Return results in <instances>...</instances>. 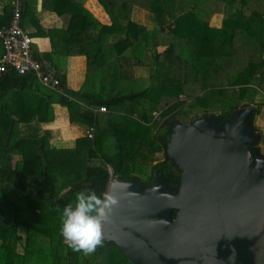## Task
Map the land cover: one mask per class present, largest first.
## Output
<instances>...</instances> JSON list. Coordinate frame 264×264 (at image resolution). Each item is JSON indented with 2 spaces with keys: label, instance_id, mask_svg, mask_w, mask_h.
Returning a JSON list of instances; mask_svg holds the SVG:
<instances>
[{
  "label": "trees",
  "instance_id": "trees-1",
  "mask_svg": "<svg viewBox=\"0 0 264 264\" xmlns=\"http://www.w3.org/2000/svg\"><path fill=\"white\" fill-rule=\"evenodd\" d=\"M97 1L111 25L103 27L94 42L88 37L94 18L75 0H41V8L59 17L68 14L62 40L65 51L60 55L84 56L88 72L94 69L89 76L101 78L107 73L108 89L68 90L58 68L48 70L52 79L59 80L57 90L14 72L0 80V264H133L115 243L105 239L90 255L69 249L59 234L63 207L86 188L97 194L107 192L112 178L135 181L144 192L155 182L157 171L176 193L180 173L167 155L171 125L209 117L222 124L245 106L250 110V128L254 135L258 133L255 123L264 104L255 103L253 93L264 94V8H260L264 0ZM62 3L69 9H63ZM36 5L37 0H22V25L36 12ZM210 5L224 14L218 29L208 24ZM133 6L150 13L157 27L148 31L132 23ZM115 29L126 30L127 36L113 45L117 53H112L102 42L105 32ZM142 33L153 45L141 50L153 53L161 42L168 48L161 54L163 61L153 53V65L140 86L122 70L119 58L129 49L134 64H143L142 54L137 55ZM177 35L178 55L173 51ZM34 56L42 60L50 55ZM4 97L9 99L6 106L2 105ZM54 100L66 108L71 124L86 129L94 125V136L78 137L65 149L44 143L41 136H17L21 126L53 121ZM101 106L106 113L94 111ZM153 111L159 114L154 116ZM260 141L250 150L264 159ZM157 155L161 156L158 161ZM67 176L72 178L68 184L62 179Z\"/></svg>",
  "mask_w": 264,
  "mask_h": 264
},
{
  "label": "water",
  "instance_id": "water-1",
  "mask_svg": "<svg viewBox=\"0 0 264 264\" xmlns=\"http://www.w3.org/2000/svg\"><path fill=\"white\" fill-rule=\"evenodd\" d=\"M249 113L242 106L222 124L209 117L171 125L167 155L179 169L178 191L159 171L144 192L135 181L112 180L107 193L119 204L104 239L133 264H264V159L250 150L259 135Z\"/></svg>",
  "mask_w": 264,
  "mask_h": 264
},
{
  "label": "crops",
  "instance_id": "crops-1",
  "mask_svg": "<svg viewBox=\"0 0 264 264\" xmlns=\"http://www.w3.org/2000/svg\"><path fill=\"white\" fill-rule=\"evenodd\" d=\"M75 1L78 4H80L83 9L87 10L94 18V22L92 23V26L88 31V37H89L90 42H94L99 38V35L103 27H106L107 29L110 27L111 19L106 14V12L103 10V8L100 6L97 0H75ZM10 3H11V0H0V12H2V14L0 15V19L2 23H8L10 19L11 15L9 16V14H12ZM21 4H22V0H21ZM61 7L63 9L64 8L69 9L67 3H62ZM209 11L211 12L210 13L211 15L208 21L209 26L216 28V29L220 28L222 25L224 14L219 11H215L211 7V5L209 8ZM3 13H4V18L2 17ZM31 16L32 17H29V19L22 26L29 33V35L33 38L34 55H36L37 53L38 56L42 58L47 57V56L45 57L44 55H50L49 58L42 59V60L49 62L51 68L53 69L58 68L63 71L65 78H66L65 79L66 88L68 90L76 92V91H79L80 89L81 91L86 90L87 86L93 88L92 86L93 77L89 75L94 72V69H92L93 71L88 72L89 69H88L87 61L84 56H69V57L64 58L61 55L59 56L53 55L55 53L57 54L58 52L57 49H59V51L61 52L60 54H62V52L65 51L64 45L62 44V40L64 39L65 30L67 29V24L69 20L68 14H65L59 17L50 11L46 12L42 10L41 8V0H37L36 12L33 13V15ZM130 21L134 24L141 25L148 31H151L152 29L157 27V22L154 20L153 16L147 11L141 8H138L136 6H133L132 8ZM171 21L172 20L170 19L169 22ZM121 23L123 26L126 25V21H123ZM166 33H167V30H166ZM126 36H127V31L124 29L123 30L115 29L109 32L106 31L103 36L102 45L104 47L110 46L111 48L109 50H111L112 53H115L116 49L112 50L113 45L118 43L119 40L126 38ZM141 38H142L141 44H140L141 47L139 48L137 55L142 54L141 59H144L145 57L143 56V53L145 51L143 50H145L146 46L153 45L152 43L153 41L148 36L147 37L141 36ZM157 38L160 39L161 36L159 35ZM173 47H174L173 48L174 53L178 55L179 50L181 51V47L178 46V35L177 37H175V46ZM142 48L143 50H141ZM167 48H168V45L161 42V44H159L156 47L155 52L153 53L159 56L158 59H160V61H163L164 58L162 57L161 54ZM134 57L135 56L132 54V52L129 49H126L123 53L120 54L119 59L121 60L123 64L122 70L126 71L128 75L130 74L133 80L138 79L139 76L145 78L144 73L147 76L149 69L153 65V57L152 59L150 58V61L148 63H145L146 65H144L143 63L141 66H139L138 64H134V61H135ZM49 60H51L53 63H51ZM110 70H114V66H112ZM106 75L107 73L103 72L101 78L105 80ZM88 76L89 78H86ZM32 78H35V77H32ZM96 78L98 79L97 75H96ZM36 81L38 82L37 79ZM253 95H254L255 100L258 98V97H255V95H259L263 97L262 103L264 104V94H261L259 92H256V93L254 92ZM51 106L54 112V120L51 123L52 125H55L56 128H60L62 133L80 134V136L78 137H81L85 135V133L90 132V131H93V134H94V131H95L94 125L93 127L88 126V130H87L86 126L83 127L81 125L79 126L73 125V124L70 125L69 121H67V126H66V121H65L66 117L68 119L66 108L61 106L56 101H53ZM262 108H264V106ZM97 113H100V112H97ZM61 119H65V120L62 121ZM51 123H40L39 124L37 122H32L25 126L30 127V126H34L38 124L42 127V129H45V128L50 129L52 128ZM78 137L71 138V139L75 140ZM63 141H67V140H63ZM15 159L17 160L19 159V157L16 156Z\"/></svg>",
  "mask_w": 264,
  "mask_h": 264
},
{
  "label": "clouds",
  "instance_id": "clouds-1",
  "mask_svg": "<svg viewBox=\"0 0 264 264\" xmlns=\"http://www.w3.org/2000/svg\"><path fill=\"white\" fill-rule=\"evenodd\" d=\"M118 204V199L111 193L97 194L91 188L77 192L75 201L65 205L60 215L59 234L67 247L84 255L94 253L102 245L105 225Z\"/></svg>",
  "mask_w": 264,
  "mask_h": 264
},
{
  "label": "built area",
  "instance_id": "built-area-1",
  "mask_svg": "<svg viewBox=\"0 0 264 264\" xmlns=\"http://www.w3.org/2000/svg\"><path fill=\"white\" fill-rule=\"evenodd\" d=\"M12 14L8 23L0 21V44L2 53L0 55V80L8 72H14L18 76L35 77L39 84L51 90H57L59 80L52 79L48 70L50 63L38 60L34 56L33 38L22 26V4L21 0H11ZM2 12H0V15ZM96 113H104L105 107L101 106L94 110ZM159 112H154L157 116ZM90 127H93L90 126ZM109 174L111 169L108 168ZM113 180L110 179L108 184Z\"/></svg>",
  "mask_w": 264,
  "mask_h": 264
},
{
  "label": "rangeland",
  "instance_id": "rangeland-1",
  "mask_svg": "<svg viewBox=\"0 0 264 264\" xmlns=\"http://www.w3.org/2000/svg\"><path fill=\"white\" fill-rule=\"evenodd\" d=\"M260 8L261 9L264 8V5L262 4L260 6ZM142 36L143 37H146L147 35L145 36L144 33H142ZM235 42H236V45H237V40L236 39H235ZM57 50H58V52H57L56 55H60L61 52L59 51V49H57ZM143 56L145 58L143 59L142 62L144 63V65H146L145 63H148L150 61V58L152 59L153 53L151 51H145L143 53ZM177 66H178V64H177ZM144 76H146L145 73H144ZM92 77H93V84H92L93 88H92L91 91H94L95 89H98V90L103 89L104 87H106L107 82L109 80V78L103 80L102 78H98L97 79V78H94V76H92ZM127 83H128V80L126 81V84ZM137 83L140 86H142L144 84L143 77L139 76L138 79H137ZM109 85L110 84H108V86L106 87V89L109 88ZM41 91H44V90H41ZM255 97H258V98L256 100L254 98L253 99L254 102H256V103H262L263 97H261L259 95H255ZM30 100L32 101V97H31ZM33 100H35V98H33ZM8 102H9V99L7 97H4L3 100H2V105H5L6 106V104ZM36 102H37V99H36ZM243 107H245V106H243ZM154 112L155 111H153L152 113H154ZM107 117L108 116H104L103 119L104 118H107ZM61 120L63 121L65 119H61ZM65 121H66V126H67V121H69L67 119V117H66V120ZM51 122H53V121H51ZM51 122H49V123H51ZM51 125H52V123H51ZM70 125H72V124L70 123ZM255 125H256L257 130H258V133L257 134L259 135V138L261 139L260 142H262L261 145L264 146V108H261L260 114H259V116H258V118L256 120ZM225 126L226 125L223 124L222 127L224 128ZM22 127L20 128V132H19V134H17V136L18 135L19 136H22V137L32 136V137H36V138H39L41 136L42 138H44V143H49L50 145H55V147H57V148H64L65 149V148L72 147L73 146L72 143H73L74 139L72 140L71 138H75V137L80 136V134H72V133L66 134V133H62L61 130H60V128H56L55 125H52V128H50V129H47V128L42 129V127L40 125H38V124L37 125H34V126H30V127L29 126L27 127V126L24 125ZM24 129H25V131H24ZM87 130H88V128H87ZM76 131H77V129H76ZM85 135H86V133H85ZM63 140H67V141H63ZM261 149H264V148L261 147ZM160 159H161V156L160 155H157L156 158H155L156 161H158ZM62 179L66 182V184H68L72 180V178L71 177H68V176L66 178H62Z\"/></svg>",
  "mask_w": 264,
  "mask_h": 264
},
{
  "label": "bare ground",
  "instance_id": "bare-ground-1",
  "mask_svg": "<svg viewBox=\"0 0 264 264\" xmlns=\"http://www.w3.org/2000/svg\"><path fill=\"white\" fill-rule=\"evenodd\" d=\"M181 98H183V97H181ZM105 111H106V109H105ZM156 111H158V110H156ZM155 111V112H156ZM105 113V112H104ZM86 136L88 137V138H92L93 136H94V134H93V131H90V132H87L86 133ZM112 174H110V176H111ZM110 178H112V177H110ZM114 180V179H113Z\"/></svg>",
  "mask_w": 264,
  "mask_h": 264
}]
</instances>
